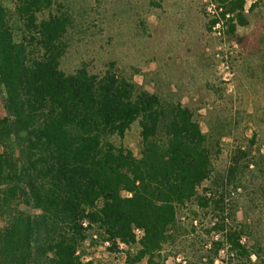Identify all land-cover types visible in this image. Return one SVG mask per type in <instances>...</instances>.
Returning a JSON list of instances; mask_svg holds the SVG:
<instances>
[{
  "label": "trees",
  "instance_id": "16d2710c",
  "mask_svg": "<svg viewBox=\"0 0 264 264\" xmlns=\"http://www.w3.org/2000/svg\"><path fill=\"white\" fill-rule=\"evenodd\" d=\"M83 2L0 0V264H99L87 245L124 264H164L176 242L205 264L222 249L230 264H264L240 241L244 225L226 223L234 210L218 195L246 158L238 145L227 176L212 166L230 119L216 114L202 131L161 79L137 83V68L101 51L107 31L116 39L120 9H136L130 0H96L90 11ZM163 2L134 10V36ZM212 2L216 14L201 9L206 32L221 20L231 37L246 24V0ZM134 125L136 153L121 143Z\"/></svg>",
  "mask_w": 264,
  "mask_h": 264
},
{
  "label": "rangeland",
  "instance_id": "374dc122",
  "mask_svg": "<svg viewBox=\"0 0 264 264\" xmlns=\"http://www.w3.org/2000/svg\"><path fill=\"white\" fill-rule=\"evenodd\" d=\"M83 1L82 7L88 11L95 9L96 0ZM130 3L140 11L145 0H130ZM104 5L113 3L104 0ZM136 9L130 12L120 9L125 18L117 28L116 39L113 29L107 31L106 35L112 37H106L105 43L100 41L104 46L101 51L126 68H137L138 74L133 76L137 83L153 76L161 79L163 89L173 93L192 112L202 131H206L207 123L216 114L230 119L228 135L221 139L220 155L212 158V166L227 176L238 145L246 152V158L224 179L218 195L222 196L225 211L234 210L233 217L225 219L226 223L244 225L245 234L240 241L257 249L259 260L264 262V0H246V24L237 26L231 37L204 30L206 19L201 12L204 0H164L162 9L146 15L144 36H134L131 24ZM224 59L229 67L227 80L223 79L225 70L219 66ZM98 65L96 62L95 66ZM145 87L150 90L149 85ZM249 139H253L252 144ZM137 140L134 125L121 143L136 153ZM195 209L189 203L185 212ZM213 213L212 208L199 212L197 219L201 221L200 225L196 223L197 231L211 225ZM179 219L187 225L186 217ZM204 247L208 249L209 245ZM86 250L99 264H124L121 254L106 256L103 245H87ZM175 250L178 253L174 256ZM164 252L167 254L164 264H187L188 261L205 264L207 259L204 255L198 262L191 254L180 251L178 242ZM250 258L256 259L254 254ZM211 264H230L224 249L213 256Z\"/></svg>",
  "mask_w": 264,
  "mask_h": 264
},
{
  "label": "built area",
  "instance_id": "2783aa9c",
  "mask_svg": "<svg viewBox=\"0 0 264 264\" xmlns=\"http://www.w3.org/2000/svg\"><path fill=\"white\" fill-rule=\"evenodd\" d=\"M204 11L207 15L212 16L214 14H216L215 11V7H214V3L211 0H204ZM224 30V26H222V21H218L217 23H215L212 27H211V32L215 33L216 35H219L220 32L222 33ZM219 66L221 69L225 70V74L223 79L227 80L228 78L225 77L226 75L229 74V67H228V63L227 61L221 60L219 63ZM193 224H195V221H193ZM135 233H138V230H134Z\"/></svg>",
  "mask_w": 264,
  "mask_h": 264
}]
</instances>
